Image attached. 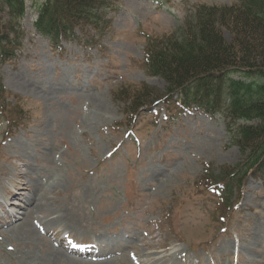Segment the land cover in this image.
<instances>
[{"label":"rangeland","instance_id":"obj_1","mask_svg":"<svg viewBox=\"0 0 264 264\" xmlns=\"http://www.w3.org/2000/svg\"><path fill=\"white\" fill-rule=\"evenodd\" d=\"M236 1L110 0L94 43L53 50L26 0L23 44L0 61V264H264V180L248 176L230 209L200 180L241 157L223 118L151 105L127 129L111 92L163 91L142 63L147 39L178 29L197 3ZM69 240L94 242L100 257L73 254Z\"/></svg>","mask_w":264,"mask_h":264},{"label":"trees","instance_id":"obj_2","mask_svg":"<svg viewBox=\"0 0 264 264\" xmlns=\"http://www.w3.org/2000/svg\"><path fill=\"white\" fill-rule=\"evenodd\" d=\"M109 1L32 0L34 31L52 48H60L61 41L94 43L90 29L110 27L105 18L111 13ZM26 11V0H0V61H11L20 50ZM144 64L166 86L163 91L137 83L112 86L125 126L132 128L134 116L155 103L166 109L175 104L195 107L222 117L241 157L233 166H220L217 174L205 170L200 180L217 208L230 209L248 176L264 180V0L197 3L179 29L148 42ZM7 93L0 84L1 111L8 104L3 102Z\"/></svg>","mask_w":264,"mask_h":264},{"label":"bare ground","instance_id":"obj_3","mask_svg":"<svg viewBox=\"0 0 264 264\" xmlns=\"http://www.w3.org/2000/svg\"><path fill=\"white\" fill-rule=\"evenodd\" d=\"M17 189H22V190H28V187L25 185V184H22V188H20V187H18ZM1 203V202H0ZM1 208V207H0ZM20 219V218H19ZM17 221V219L16 218H13V219H11L10 221H5V223H7L8 225H10L11 226V224L12 223H14V222H16ZM91 255V254H90ZM87 257L89 256V255H86ZM93 256H97V255H93ZM99 257H100V255H98ZM144 262V261H143ZM142 262V264H145V262L143 263Z\"/></svg>","mask_w":264,"mask_h":264}]
</instances>
